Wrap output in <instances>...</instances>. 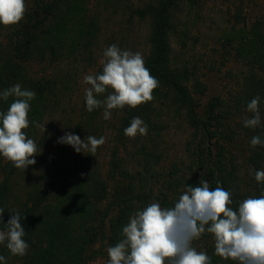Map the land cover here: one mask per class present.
Masks as SVG:
<instances>
[{
  "label": "trees",
  "instance_id": "trees-1",
  "mask_svg": "<svg viewBox=\"0 0 264 264\" xmlns=\"http://www.w3.org/2000/svg\"><path fill=\"white\" fill-rule=\"evenodd\" d=\"M2 3L0 264H87L88 254H97L93 246L104 241L124 251L118 264H162L165 248L172 253L166 257L170 264H190V241L198 230L209 241L197 264H264V5L255 18L232 27L222 44L231 46L243 69L236 93L230 102L216 99L202 109L187 87L195 71L177 63L174 54L173 20L181 1L126 8L130 20L151 22L149 52L136 71L133 98L115 115L104 166L95 152L105 130L101 84L83 102L71 146L62 141L52 156L43 157L41 143L32 141L59 97L73 93L71 73L60 75L61 64H70L68 72L92 61L101 25L98 15H89V0ZM156 109H172L193 131L191 170L201 181H189L185 194L177 192L181 180L172 178L180 173L176 167L155 190L152 167L161 155L147 146L158 147L151 138L161 115ZM14 116L20 119L19 138L2 155ZM143 128L149 137L133 138ZM129 147L136 168L119 157ZM4 158L12 162L4 165ZM152 206L174 216L159 225L174 238L161 249L146 234Z\"/></svg>",
  "mask_w": 264,
  "mask_h": 264
},
{
  "label": "rangeland",
  "instance_id": "rangeland-1",
  "mask_svg": "<svg viewBox=\"0 0 264 264\" xmlns=\"http://www.w3.org/2000/svg\"><path fill=\"white\" fill-rule=\"evenodd\" d=\"M2 1L0 0V13L5 9ZM154 1L89 0V15H98L101 25L99 39L93 48V58L92 61L82 66L75 65L76 70L68 72L70 64H61L65 71L60 75L71 73L69 84L73 87V93L67 98L59 97L57 108L45 118L38 134L34 135L32 141L36 140L41 143L39 155L52 156L62 141H66L71 146V129L80 119L83 102L89 93L90 95L95 94L101 84L99 95L104 97L106 102V109L101 119L105 130L98 150L95 152L101 165L105 166L108 163L110 150H107V145L111 137L110 128L115 125V115L119 108L125 106L133 98L138 84L136 71L142 67L149 52L148 39L151 22L130 20L129 11H126V8H142ZM180 1L181 7L173 20L177 34L172 38V42L177 63L186 64L190 71H195L194 78L187 84L189 93L200 109L216 99L230 102L233 94L236 93L235 86L241 79L243 69L231 52V46L222 47V44L225 38L232 34L230 32L232 27L238 28L247 18L253 19L258 15L259 6L264 5V0ZM156 111L161 115L155 121L156 131L151 133V138L157 140L158 147L154 149L150 145L147 146L149 151L152 150L161 155L160 163L152 167L153 172L158 175L155 190L160 187V179L176 167L180 173L173 175L172 178L175 181L181 180L177 192L179 195L185 194L189 192V181L194 183L201 181L192 172L195 170L192 147L193 131L185 117L175 113L174 115L172 109H156ZM12 124L14 131L11 141L2 144V155L11 143L19 138V117H12ZM146 131L147 128L135 131L133 138L139 137L140 141H145L144 138L149 137ZM155 133L159 134V138ZM137 147L139 148V145ZM129 150L130 152L121 151L119 157L125 159L131 168H136L137 160L133 156L134 149L129 147ZM11 162V158H4L2 164L6 165ZM173 217L167 211L163 212L153 206L146 213V234L152 236L148 240H159L160 249L163 246L172 245L174 241L168 232L165 233L159 228L163 221L169 222V218L173 220ZM152 231L155 233L151 234ZM2 237L0 233V239ZM208 241L201 236L200 230L195 232L190 241L192 245L190 264H197L198 253L204 251ZM92 250L97 254L92 257V252H90L87 256V264H118L125 257L122 249L113 250L106 241L94 245ZM165 250L162 264H170L166 257L172 256V253L169 248Z\"/></svg>",
  "mask_w": 264,
  "mask_h": 264
}]
</instances>
